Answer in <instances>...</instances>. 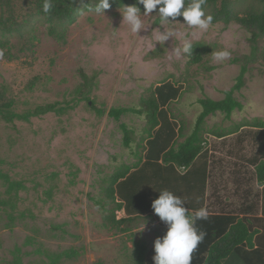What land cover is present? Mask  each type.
Returning a JSON list of instances; mask_svg holds the SVG:
<instances>
[{
    "label": "rangeland",
    "instance_id": "374dc122",
    "mask_svg": "<svg viewBox=\"0 0 264 264\" xmlns=\"http://www.w3.org/2000/svg\"><path fill=\"white\" fill-rule=\"evenodd\" d=\"M232 2L243 9L256 0ZM122 10L82 13L69 26L62 45L47 34V24L31 0L14 3V16L23 29L11 38L19 50L17 59L8 61L0 51V86L9 87L18 112L45 103L73 108L29 121L0 120V173L23 185L12 202L0 204V264H134V241L143 242L154 255V240L166 232L148 215L120 225L128 227L124 232L101 225L103 211L92 198L103 196L104 179L119 164L136 160L122 147L119 123L136 129L143 124L136 114L115 120L107 111L134 107L151 87L171 81L181 86V92L167 109L187 134L200 111L197 99H221L234 84L240 65L232 59L249 52L248 33L236 23L211 24L207 31L177 22L153 25L151 15H142L144 28L134 34L122 22ZM6 16L0 6V19ZM169 30H174L172 37L156 42L159 31ZM184 40L204 42L210 52L196 64L186 56L177 59L172 50L182 47ZM259 45L264 47V36ZM222 49L231 57L218 63L211 53ZM248 68L243 86L233 92L241 109L233 110L229 118L216 112L204 122L209 212L237 211L244 198L253 200L260 191L247 162L255 150L256 129L244 126L222 137L210 132L264 119V63ZM83 75L92 79L89 90L82 86ZM82 93L89 99H79ZM92 102L105 113H98ZM6 198V182L0 176V199ZM115 215L121 218L124 212ZM70 252L72 256H66Z\"/></svg>",
    "mask_w": 264,
    "mask_h": 264
},
{
    "label": "trees",
    "instance_id": "16d2710c",
    "mask_svg": "<svg viewBox=\"0 0 264 264\" xmlns=\"http://www.w3.org/2000/svg\"><path fill=\"white\" fill-rule=\"evenodd\" d=\"M19 0H0L7 16L0 19V51L3 58L12 61L18 58V51L11 38L23 29V23L14 16V3ZM35 6V13L47 24V34L59 44L66 43L69 26L76 21L78 16L87 11H95L99 0H51L53 8L49 13L43 11L45 0H31ZM134 0H110V7L123 9L131 5ZM191 0H185V6ZM143 12V5H137ZM206 15L213 17L212 24L223 23L228 25L236 23L244 28L247 33L249 52L232 61L239 63L238 74L232 87L225 90L221 99L201 97L197 99L200 111L195 117L191 130L185 134L183 125L173 118L167 106L176 99L181 86L171 82H159L150 88V93L139 99L134 107H110L107 111L109 117L118 120L126 113H133L141 117L142 125L139 129L119 123L122 132V147L130 149L136 158L132 164L121 163L104 179L101 198H92L102 213V226L110 229L125 231L128 227H120L134 216L148 215L158 221L167 230V226L160 221L152 210L151 204L161 190L167 189L185 200L189 211L206 207V186L209 177V154L204 149V122L206 118L216 112L224 114L226 118L235 109H241L242 104L233 92L239 90L244 84V75L249 64L264 63V47L259 45L260 37L264 36V0H256L252 5L237 9L232 0H206L203 5ZM152 24L158 25L163 21L155 11L151 14ZM182 17H177V21ZM193 53L186 56L191 64L200 63L204 54L210 52L204 42L192 43ZM212 67H209L210 69ZM84 77L82 86L92 85V79ZM88 84V85H87ZM9 87L0 86V120L13 123L17 120L29 121L31 118L40 117L47 113L56 115L64 114L73 106H61L56 103H45L33 108L18 112L14 108L15 100L9 94ZM80 88L76 89V93ZM79 99H89L82 93ZM93 108V102H92ZM98 113H105V109L95 108ZM244 126L254 127L253 142L254 153L247 162L254 168L256 183L261 186V200H254L247 205L242 203L238 211L209 212L207 220H197L196 226L205 233L203 241L192 253L191 264H223L229 255L234 254H261V249L252 250L251 230L252 221L264 224V119L254 118L252 121L237 123L226 131L211 130L218 137L237 132ZM183 138L181 141L180 139ZM6 182L8 198L0 199V204L12 202L13 195L23 188V185L8 176L1 174ZM260 207L261 217L250 218L247 213H252ZM122 210L124 217L116 218L115 212ZM239 212L242 215H239ZM240 213V214H241ZM248 247L250 251H246ZM71 257L73 252L65 253ZM134 264H154V255L149 254L146 245L141 241L133 243Z\"/></svg>",
    "mask_w": 264,
    "mask_h": 264
},
{
    "label": "clouds",
    "instance_id": "9594fccd",
    "mask_svg": "<svg viewBox=\"0 0 264 264\" xmlns=\"http://www.w3.org/2000/svg\"><path fill=\"white\" fill-rule=\"evenodd\" d=\"M206 0H191L185 6V0H134L131 5L123 6L122 22L127 24L129 30L138 34L143 28V16L158 12L163 22H177L188 27L207 31L212 24L213 17L206 15L203 5ZM137 5H143V14ZM110 0H99L95 7L97 13L104 15L109 9ZM53 8L51 0H45L43 11L49 13ZM182 17V22L177 21ZM174 30L168 32L159 31L157 41L163 43L172 37ZM174 56L180 59L182 56H191L193 53L192 43L184 40L183 46L172 50ZM212 59L222 63L231 57L226 49L213 51ZM171 59V57H169ZM152 210L166 226L167 230L162 237H157L153 242L154 264H191L192 253L203 241L205 233L196 226L197 220H207L209 212L206 207H200L193 211L185 206V200L167 189L161 190L156 199L152 201ZM145 227V223L142 230Z\"/></svg>",
    "mask_w": 264,
    "mask_h": 264
},
{
    "label": "crops",
    "instance_id": "0c3cea01",
    "mask_svg": "<svg viewBox=\"0 0 264 264\" xmlns=\"http://www.w3.org/2000/svg\"><path fill=\"white\" fill-rule=\"evenodd\" d=\"M253 170H254V168H253ZM208 182H209V177H208ZM208 182H207V186H206V196H207V190H208ZM259 188H260L259 194L257 195V197L255 199L250 200V199H248L249 197L248 198L246 197L243 199V201H244L243 203L247 205L251 201H254V200L258 201V199L260 202V200H261L260 194H261V188L262 187L259 186ZM218 202H220V200H218ZM205 203H206V200H205ZM222 211H224V210H222ZM230 211H232V210H230ZM240 213L241 212H239V215L241 216L242 213L241 214ZM247 215H250V218L261 217L260 207H258V209L253 211L251 214L247 213ZM251 230H253L255 232L253 237H252V242H253L252 250L261 249L262 251H264V224H260L259 222L253 220ZM245 250L250 251V249L248 247H246ZM223 264H264V253L252 254V255H247V254L229 255Z\"/></svg>",
    "mask_w": 264,
    "mask_h": 264
}]
</instances>
